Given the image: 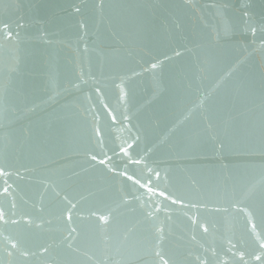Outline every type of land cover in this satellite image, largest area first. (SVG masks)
Returning <instances> with one entry per match:
<instances>
[{"label":"water","instance_id":"water-1","mask_svg":"<svg viewBox=\"0 0 264 264\" xmlns=\"http://www.w3.org/2000/svg\"><path fill=\"white\" fill-rule=\"evenodd\" d=\"M0 264H264V0H0Z\"/></svg>","mask_w":264,"mask_h":264},{"label":"snow or ice","instance_id":"snow-or-ice-1","mask_svg":"<svg viewBox=\"0 0 264 264\" xmlns=\"http://www.w3.org/2000/svg\"><path fill=\"white\" fill-rule=\"evenodd\" d=\"M101 219H104V217H101Z\"/></svg>","mask_w":264,"mask_h":264}]
</instances>
